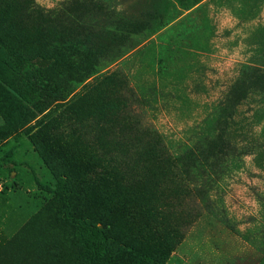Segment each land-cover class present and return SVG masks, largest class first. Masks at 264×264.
Segmentation results:
<instances>
[{
  "label": "rangeland",
  "instance_id": "rangeland-1",
  "mask_svg": "<svg viewBox=\"0 0 264 264\" xmlns=\"http://www.w3.org/2000/svg\"><path fill=\"white\" fill-rule=\"evenodd\" d=\"M4 1L3 39L60 59L26 115L0 64V264H85L54 215L60 172L78 211L165 264H264V93L226 101L247 66L264 71V0ZM119 17L136 33L117 36ZM196 145L204 167L177 159Z\"/></svg>",
  "mask_w": 264,
  "mask_h": 264
},
{
  "label": "trees",
  "instance_id": "trees-1",
  "mask_svg": "<svg viewBox=\"0 0 264 264\" xmlns=\"http://www.w3.org/2000/svg\"><path fill=\"white\" fill-rule=\"evenodd\" d=\"M203 1L204 0L195 1L190 7H185L183 5L181 7L186 11H193L194 8L200 7ZM4 2L5 5L8 4V1L5 0ZM175 2L181 3V0H175L169 4L174 5ZM167 9L165 10L166 12ZM138 23L140 25L137 26V29L142 27L144 32L147 31V19ZM129 24L131 23L125 18L119 17L116 20L114 28L118 30L117 36L121 33L123 38H127L128 35L136 33L132 32L133 28L131 29ZM111 25H113V23H111ZM89 28L82 23L81 34L84 33L85 36L90 35V33L88 34ZM142 33L139 34L141 35ZM136 46L135 44L133 49ZM59 59L57 54H54L45 47H41V49L34 54H25L8 44L0 34V64L4 66L19 83L16 104L22 112V115H26L31 108L45 103L44 93L38 86L37 80L43 73L54 69L59 63ZM259 81H261V84L258 83ZM263 81L264 71L258 67L247 66L238 83L227 95L226 101L232 103L231 106L237 107L247 98L250 90L264 93V86H262ZM127 84L128 81L122 79V86L124 88H128ZM241 86H246V93H237ZM215 117L208 119V123L219 124L218 133L220 134L222 130L225 129L222 123V114L217 116V118ZM215 138H207V144L209 146L213 145L215 143ZM160 150L162 151V148ZM52 153L53 152L48 148L42 152V157L48 165L51 164L53 157ZM211 156L212 155L208 154V151L202 148V146L196 145L178 156L177 159L181 162L182 159L191 158L198 163V167H204L205 162L208 163L205 159H211ZM202 170L204 171V169ZM52 192L63 204L61 209L54 212L55 218L58 222L70 224L73 227L75 241L85 260V264H165L151 253L136 247L130 242L114 239V232L111 225L102 218L95 219L78 211L75 203L79 199L80 192L73 187L70 177L65 172H60L58 174Z\"/></svg>",
  "mask_w": 264,
  "mask_h": 264
}]
</instances>
